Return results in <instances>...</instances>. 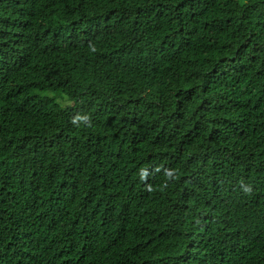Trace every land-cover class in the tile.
Here are the masks:
<instances>
[{
    "label": "trees",
    "instance_id": "trees-1",
    "mask_svg": "<svg viewBox=\"0 0 264 264\" xmlns=\"http://www.w3.org/2000/svg\"><path fill=\"white\" fill-rule=\"evenodd\" d=\"M72 197L111 206L88 264H264V0H0V264Z\"/></svg>",
    "mask_w": 264,
    "mask_h": 264
},
{
    "label": "clouds",
    "instance_id": "clouds-1",
    "mask_svg": "<svg viewBox=\"0 0 264 264\" xmlns=\"http://www.w3.org/2000/svg\"><path fill=\"white\" fill-rule=\"evenodd\" d=\"M38 191L35 185L31 191L16 193L20 195V199L15 202L16 207L22 209V206L25 204L29 207L24 210L27 219L31 218L32 214L39 207ZM73 201L79 207L88 228L83 232L71 235L65 245L47 260V262H51L52 264H88V258L95 249L94 233L100 230L107 221L109 208L111 206L78 205L75 199ZM21 229L24 230L25 227ZM2 254L3 250L0 251V255Z\"/></svg>",
    "mask_w": 264,
    "mask_h": 264
},
{
    "label": "rangeland",
    "instance_id": "rangeland-1",
    "mask_svg": "<svg viewBox=\"0 0 264 264\" xmlns=\"http://www.w3.org/2000/svg\"><path fill=\"white\" fill-rule=\"evenodd\" d=\"M240 4H244V0H238Z\"/></svg>",
    "mask_w": 264,
    "mask_h": 264
}]
</instances>
